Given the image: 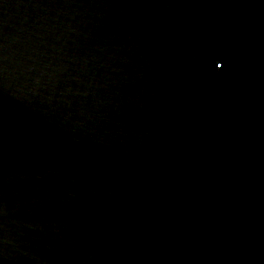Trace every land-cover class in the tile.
<instances>
[{"label": "water", "instance_id": "1", "mask_svg": "<svg viewBox=\"0 0 264 264\" xmlns=\"http://www.w3.org/2000/svg\"><path fill=\"white\" fill-rule=\"evenodd\" d=\"M0 264H264V0H0Z\"/></svg>", "mask_w": 264, "mask_h": 264}]
</instances>
